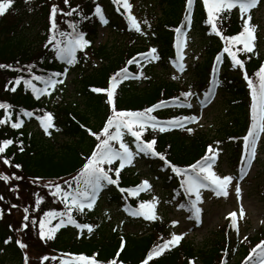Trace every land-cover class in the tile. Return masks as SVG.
<instances>
[{
	"label": "trees",
	"instance_id": "16d2710c",
	"mask_svg": "<svg viewBox=\"0 0 264 264\" xmlns=\"http://www.w3.org/2000/svg\"><path fill=\"white\" fill-rule=\"evenodd\" d=\"M20 1L22 0H14L12 8L0 18V63L10 64L13 68L36 64L37 67L34 70L36 74L62 70L65 67H63V63L53 60L51 53L44 48V44L48 35L50 5L56 3L61 8L66 6L62 3V0H28V5H23L24 2ZM130 2L133 4L134 0H130ZM70 3L72 6L80 5L83 12L89 16L92 15L95 5L99 4L103 8L105 16L109 19L108 26L111 28L110 30L113 32L120 31L119 35L121 34L124 39L120 42L113 41L110 45L106 43L95 47L94 42L101 23L95 17L81 22L82 30L87 32V39L92 42L88 48L91 55L89 56L92 58L88 60L80 58L74 69L75 79L70 93L72 100H65L61 105L53 106L55 125L60 131L53 129L51 130V136L45 135L35 125L34 120L28 122L26 117H22L25 123L19 130L12 129L10 124L0 125V140L5 138L14 140V144L4 154H0V157H7L13 165H22L21 169H17L14 166L4 165L2 159H0V172L7 175L15 173L23 177L19 181L10 180L8 183L0 181V196L4 197L3 200H0V214H2L0 222L4 220L1 225L3 230L0 229V264H5L3 263L4 258L9 255H17L16 264H23V252L18 246L12 243L7 245L3 243L9 236L14 239H21L29 245L26 251L30 258V264H40L39 257L41 255L59 257L64 252L84 253L86 255L98 253L100 260H108L113 258L119 249L121 236L124 237L125 247L118 259L123 264H140V261L154 244L162 243L164 239L170 237V221L165 216L157 221H140L138 228L143 230L141 234H126L118 230L113 231L112 225L107 226L105 222L99 224L97 214L93 210L86 215H76L79 223L99 226L94 228L91 234L84 230L83 235H81L80 230L69 225L62 228L56 234L54 240L45 244L38 239V233L32 229L30 221H23L24 215H29L31 219L38 215L42 216L46 210H62L63 205L54 202L53 198L47 194V189H41L31 181L33 177H42L44 181L57 180L60 177L67 178L79 169L83 156L88 155L93 149L96 143L94 137L88 135L80 128V125L82 124L92 131H99L110 114V109L106 104V95L91 92L92 87L106 88L109 77L113 73L125 67L126 61L132 56L137 53L148 52V45H150L158 49L161 59L151 63L142 60L141 64L127 65L128 71L133 75L138 76L143 72L144 77L147 78L141 77L138 81L129 79L118 87L117 109H143L160 99L179 96L181 91L189 89L165 74L167 64L175 59L174 29L183 22L185 0H158L159 12L158 14H151L150 27L147 28L148 35L142 41H140L139 33L127 31V21L121 15L124 10L121 8L118 12L116 10L117 6L112 3V0H97L96 2L92 0H70ZM31 4L37 10L35 17L39 21V31L35 35L39 40L35 47H31L32 44L30 45L18 35L23 29V26L18 25L23 20L24 10L27 11V7ZM133 14L137 18V15ZM65 19L69 18L58 17L62 28L68 30L63 23ZM72 19L79 20V17L74 16ZM205 19L206 12L200 0H196L193 20H195V27L199 28L198 31H200L204 41L205 60L195 64L193 71L197 74V86L203 88L204 92L213 79H218L221 82L219 87L216 88L220 96L224 98V103L228 106L231 117L230 123L227 125L221 124L214 131V135L196 130L188 133L186 130L173 129L165 133L149 131L146 136L148 139L155 137L157 139V150L164 153L172 163L178 166H187L194 163L204 155L206 145L219 141L220 145L224 143L227 147L226 165L239 173L242 166L239 162L242 142L240 138L245 135L250 124L251 98L242 73L231 67L230 59H227L226 53L219 72L210 75L214 58L222 50L223 42L215 35H209V26L204 23ZM222 29L228 35H234L241 30V22L236 12H232L230 19L225 14ZM240 56L245 61L247 72L250 76H253L262 63V54L257 49L255 54H240ZM248 56H251V58L249 59ZM137 59L139 60L140 57L138 56ZM156 66H160L161 72L156 71ZM22 74L27 76L26 72L19 73L9 69H0V102L13 105L10 110L13 113V119H15V115L19 113L21 108L29 111L43 108L48 111L45 102L36 101L30 90H24L23 86L18 88L15 93L5 91V85L8 81ZM209 75L211 80L208 81ZM253 79L256 78L253 76ZM140 85H143V87L141 88ZM190 101L191 98L188 102ZM215 105H217V102ZM189 111L187 108L168 106L157 110L154 115L159 119H169L174 116L189 115ZM36 114L40 115L41 113L36 111ZM3 117L4 110L0 109V118ZM59 135L63 138L60 143H57ZM230 137L234 139H229ZM20 141H23V152L19 150ZM136 159L137 161H141V159L149 160L152 166H149V168L153 170L158 168L159 165L161 166L160 170L163 169L162 171L166 173L167 177L162 179V181L164 180L163 187L166 191L173 192L171 203H177L178 211L190 214L187 210L179 208V203H184L185 200L182 190L179 189L177 179L172 176L170 169L164 167L158 158L139 157ZM221 163L220 160L219 165ZM169 177L173 178L170 179ZM138 181L139 178L133 175V170L122 172V187L135 186ZM260 189V192L263 193L264 180ZM177 192H180L181 195H177ZM35 193L43 197V203L39 207L35 204ZM139 201L140 198L131 197L125 201L113 187L112 190L103 195L100 200L101 203L98 202L97 206L100 207L104 203L110 207H125V203H127L135 208L138 206ZM12 204H16L18 207L11 208ZM25 208L29 209L28 213H24ZM101 209L103 208L101 207ZM23 223H29V229H25L23 232L13 230L20 228ZM224 224L223 226L222 224L218 225L200 248L192 245V242L183 241L178 247L166 251L159 258L150 261L149 264H189L190 260L193 261V264H220L221 259L225 261V264H243L241 260L249 253L252 246L264 237V228L256 232L253 238L243 240L238 239L239 236H236L235 231L229 228L228 223ZM9 225H12L13 229H10ZM237 249H239L238 255L236 253ZM49 262L51 261H45L44 264H49Z\"/></svg>",
	"mask_w": 264,
	"mask_h": 264
},
{
	"label": "snow or ice",
	"instance_id": "6c2138e0",
	"mask_svg": "<svg viewBox=\"0 0 264 264\" xmlns=\"http://www.w3.org/2000/svg\"><path fill=\"white\" fill-rule=\"evenodd\" d=\"M262 0H200L206 19L204 23L209 26V35H215L223 42V48L214 58L212 72L215 75L220 70V65L224 62L227 54V59H230L231 67L242 73L243 79L249 89L251 98L250 104V124L243 137H241V167L239 176L224 175L220 176L213 170L216 165L219 149L212 144L207 145L203 156L197 159L194 163L187 166H178L172 163L164 153L157 150V139L155 137L148 139L146 134L151 132L165 133L167 131L181 128L188 133H192L193 129L187 127L190 123H198V116H174L169 119H159L154 113L162 108L172 106L177 108L192 109V103L188 102L190 98L196 96L191 90V86L186 91H181L179 96L170 97L168 99H160L149 106L139 110H118L116 107L117 89L129 79H140L144 77L143 72L140 75H133L128 71L127 65L141 64L142 60L159 61L161 57L158 54V49L152 47L146 53H137L126 61V66L120 68L113 73L108 80L106 88L92 87L93 93H104L106 95V104L110 109V114L105 120L103 127L99 131H92L84 125H80L88 135L94 137L96 143L91 152L83 156L82 164L74 174L67 178H57V180L44 181L42 177H33L32 183L39 186L41 189H47L54 202L63 205L62 210L44 211L42 216L33 217L29 215L23 216V221L29 222L33 230L38 233V239L47 244L55 239L56 234L69 225L80 230L83 235L84 230L88 234L94 231L98 225L87 223H79L76 215H86L92 212L103 198V195L112 190L114 187L121 197L127 201L129 197L139 198L141 193H150L153 190V184L148 179H143L139 184L131 187H122V172L127 166H134V161L137 157L158 158L163 162L164 167L170 169L174 174V178L178 180L179 189L182 190L184 203H179L180 209L187 210L190 214L188 219L194 221L198 226L202 223L201 204L202 190L210 189L217 197H227L229 195L230 186L234 180H243L248 174L252 162L257 155V145L261 135L264 134V63H261L253 76H250L245 67V61L240 54L248 55L255 54L256 49V33L257 26L252 23V10L257 8ZM14 0H0V16H3L10 8H12ZM65 8L59 7L58 4L50 5L49 11V28L46 43L44 48L51 53L52 59L63 62L67 67L60 71L44 72L36 74V64L25 65L22 67L13 68L10 64L0 63V69H9L14 72L27 73L18 75L13 80H9L5 85V91L15 93L18 88L23 86L24 90L31 92L36 101H40L43 97L51 98L53 93L60 90V87L65 84L69 75V70L72 66L79 63L80 57L78 54L83 53L85 59L88 58L87 49L92 42L87 39V32L82 30L81 22L91 20L93 17L98 18L103 25L109 24V19L105 16L103 8L96 4L91 16L85 14L80 5L72 6L70 0H62ZM116 5V10L119 12L123 8L121 15L124 16L128 24L129 31H135L140 35H147L141 22L133 14V4L130 0H112ZM196 0H185V12L183 23L174 29L175 32V59L172 61L177 71L183 73L186 70L183 51L186 47L188 31L193 24V12ZM239 10V19L241 22V30L234 34H225L222 29V22L225 14L230 19L233 10ZM78 16L79 20L72 19ZM58 17H67L63 21L68 30L62 28L58 21ZM143 25H148V21L144 20ZM150 27V25H148ZM140 57L138 60L137 57ZM250 59L251 56H248ZM172 79H179L178 76H173ZM220 81L213 79L210 81V86L203 93V99L200 100L201 106H206L205 102L210 101L214 94V88L219 87ZM11 85V87H9ZM183 98V99H181ZM13 105L7 102H0V109L4 110V117L0 118V125H9L12 129L19 130L24 126L22 117H35L39 121L42 130L45 134L51 136V129L60 131L56 128L55 117L52 112L45 109H37L29 111L21 108L19 113L13 119V113L10 111ZM131 137V140L127 138ZM229 139H234L230 137ZM219 145V141L214 142ZM14 144L13 139L5 138L0 140V154H4L7 149ZM19 150L24 151L23 141H20ZM4 165L14 166L21 169L22 165L12 164V161L7 157H0ZM163 170V169H162ZM170 179L173 177H169ZM23 177L16 175L4 174L0 172V181L8 183L10 180L19 181ZM237 197L241 194V186L235 185ZM35 204L39 207L43 203V197L38 193ZM177 195H181L177 192ZM4 197L0 196V200ZM160 200L153 195L151 200L140 199L137 207L125 203L124 211L132 217H142L147 221H157L161 217L157 214V206ZM18 207L12 204L11 208ZM10 211V210H9ZM29 209L25 208L24 213H28ZM106 215H108L106 213ZM231 217L230 227L237 231V212L228 214ZM245 212L243 207L240 208L239 217L243 218ZM2 218V214H0ZM111 219L110 215L108 217ZM55 221V223H53ZM175 227L179 221L171 222ZM264 223V222H262ZM13 229L12 225H9ZM29 229V223H23L20 228L13 229L14 231L23 232ZM116 231V229H113ZM187 233L176 234L171 233L170 238L164 239L162 243L154 244L146 253V256L140 261V264H149L155 258H159L166 251L178 246ZM247 239V237H245ZM13 238L9 236L3 241L5 245L11 243ZM15 244L23 252V264H30V258L27 253L29 245L21 239H16ZM125 247L124 237L121 236L120 247L113 258L108 260H100L98 253L86 255L84 253H61L59 257L41 255L39 257L40 264L45 261L59 260V264H123L118 258ZM245 261L248 264H264V239L260 240L248 253ZM189 264H193L190 260ZM220 264H225L221 259Z\"/></svg>",
	"mask_w": 264,
	"mask_h": 264
},
{
	"label": "rangeland",
	"instance_id": "374dc122",
	"mask_svg": "<svg viewBox=\"0 0 264 264\" xmlns=\"http://www.w3.org/2000/svg\"><path fill=\"white\" fill-rule=\"evenodd\" d=\"M158 0H134L133 3V12L137 15V19L141 22L143 30L147 33V28L149 25V22L151 21V14H158L159 12V5ZM35 12H37L35 7H31L28 9V11L24 10V17L22 22L18 26H23V29L19 32V36L22 37L27 43H30L31 47L36 46L38 43L37 39L38 37H35L36 34H38L39 31V21L35 17ZM159 16V15H158ZM147 20L148 25H143V21ZM252 22L254 25L257 26V39L256 44L258 48L260 49V52L264 56V1L262 2V5L260 7V10L255 13V16L252 19ZM199 28L193 26L191 29V36L187 38L186 41V47L184 48L183 55H184V63L186 65V70L190 71L188 74L179 72L176 70V68L171 65V67L167 70H171L175 74V76L180 75L181 79L180 81L184 83L185 85L189 86L194 81H197V74L195 71L191 69V66L193 64V61L196 60L197 62L202 61L204 58V55L199 56V52L203 53L205 52L204 49V41L201 37L200 31H198ZM189 35V31H188ZM147 35H140V41L142 39H146ZM119 33H114L113 31H110L108 28L102 26L99 30L98 37L95 40V46L98 45H104L108 44L110 45L113 41H121L124 38ZM152 48V47H151ZM156 71L161 72L160 66H156ZM168 75V72H167ZM75 78V73L72 71L69 72V75L66 79V82L64 85H62L60 88H65L69 91L65 97L68 100H72L71 98V88L73 86V80ZM178 80V79H177ZM141 88L143 87L140 86ZM194 93H196V96H194L193 100V112L194 115L198 116L199 120L196 124L197 128H200L203 130V132H209L211 135H214V130L219 127L221 123L224 125L229 124L231 121V117L229 116V112L227 106L225 105L224 101L222 100V97L219 98L217 105L213 107L212 109H208L206 106L202 107L200 104L201 98L199 95V90L197 89V86H194L193 88ZM62 91V90H61ZM74 100V99H73ZM46 102L49 104V99L46 97ZM225 105V106H224ZM62 136L58 137L57 143H60L62 141ZM221 146V147H220ZM214 147H218L219 153L223 154L221 155L222 163L218 166L219 168H215L214 171L216 173L224 175H232L238 177L236 174H234L232 171H230L228 165H226L225 161V155L228 153L227 147L222 143V145H217ZM222 150V153H221ZM137 167L140 168L139 171L144 178H147L150 182H156L157 174H153L151 169L147 167L145 163L138 165ZM247 180H234V184L230 186V197L226 200L225 198L217 199L209 193L207 197L205 198L206 204L204 206V213L202 215V223L200 225H190L185 222V216H182L177 209L172 206L171 203V197L168 195L167 192L160 193L159 195H156L160 203L157 206V213L160 215V217L165 216L169 221V229L170 232H175L176 234H183L188 232V235L184 236L183 240H188V242H192L191 244L195 247H201L204 241L209 237V234L217 228L219 224L225 223L227 218L229 220L231 217L228 215L231 212H237V218L238 220V227H239V238L240 239L243 235L253 234L259 226L264 227V190L263 193L260 192V186L262 181L264 180V134L261 135L260 141L257 145V155L255 160L252 162V165L250 167ZM235 182L238 183L241 186V194L239 197H237L235 192ZM153 184V183H152ZM161 187V182L157 183V186H155V190H159ZM232 191V192H231ZM34 198V197H33ZM243 207L245 216L243 218L239 217V211L240 208ZM102 208H104L98 215L100 217V221L104 220L109 225H113L114 227H119L122 232H125L126 234L131 233H139L137 226L135 224L131 223H123L120 221V217L118 216L120 214L118 209L115 208H106L104 203L102 205ZM176 210V211H175ZM49 211V210H46ZM106 213L108 215H106ZM111 217L109 219L108 217ZM177 220L179 221V224L175 227L172 226V221ZM4 223V220L0 222V229L1 225ZM106 225V224H105ZM3 230V229H2ZM172 230V231H171ZM14 239L12 240V244H15ZM242 243V242H241ZM239 246V245H238ZM239 249H237L236 253L238 255ZM1 253V252H0ZM237 257V256H236ZM17 255H9L4 258L5 264H16Z\"/></svg>",
	"mask_w": 264,
	"mask_h": 264
}]
</instances>
